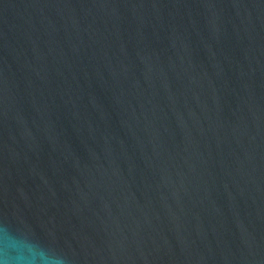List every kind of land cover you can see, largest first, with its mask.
I'll return each mask as SVG.
<instances>
[{
	"label": "water",
	"instance_id": "water-1",
	"mask_svg": "<svg viewBox=\"0 0 264 264\" xmlns=\"http://www.w3.org/2000/svg\"><path fill=\"white\" fill-rule=\"evenodd\" d=\"M0 264H264V0H0Z\"/></svg>",
	"mask_w": 264,
	"mask_h": 264
}]
</instances>
